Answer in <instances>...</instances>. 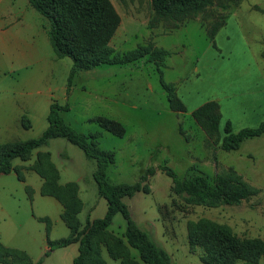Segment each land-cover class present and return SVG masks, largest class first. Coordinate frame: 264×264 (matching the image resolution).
I'll use <instances>...</instances> for the list:
<instances>
[{
  "label": "rangeland",
  "instance_id": "1",
  "mask_svg": "<svg viewBox=\"0 0 264 264\" xmlns=\"http://www.w3.org/2000/svg\"><path fill=\"white\" fill-rule=\"evenodd\" d=\"M110 1L120 23L109 46L122 54L152 41L168 50L162 80L174 85L185 111L171 109L156 65L145 59L80 71L68 89L72 59L55 54L47 18L28 0H0V143L38 137L48 126L50 103L67 105L59 111L64 121L85 135L99 133L98 147L114 152L108 182L134 183L154 168L145 182L148 191L122 200L137 225L169 253L171 264H205L199 250L188 246L189 221H214L240 238L264 240V134L244 140L236 150L219 147L225 121L233 131L264 121V0H210L179 24H152L150 0ZM218 23L211 38L208 30ZM209 100L221 112L219 133L211 137L191 114ZM97 117L116 120L124 134L100 127ZM37 151L50 152L60 183L78 184L82 226L106 212L93 178L95 160L65 138H52L29 160L14 159L23 167V181L13 171L0 173V243L41 264H72L76 244L50 249L49 242L68 237L69 229L60 218V203L41 195V177L27 169ZM160 165L180 179L197 173L212 179L232 170L256 192L238 205H186L173 194L171 178ZM124 229L125 220L116 213L107 231L124 240ZM129 251L138 264H146L135 249ZM102 254L106 264H120L105 250ZM256 264H264V256Z\"/></svg>",
  "mask_w": 264,
  "mask_h": 264
},
{
  "label": "trees",
  "instance_id": "2",
  "mask_svg": "<svg viewBox=\"0 0 264 264\" xmlns=\"http://www.w3.org/2000/svg\"><path fill=\"white\" fill-rule=\"evenodd\" d=\"M28 1L37 12L47 18L49 22L47 34L55 54L58 57L68 56L72 59L68 89L75 74L80 71H88L101 64H125L145 59L156 65L171 109L185 111L182 101L175 93L174 85L162 80V66L164 59L170 54L168 50L156 47L152 41L122 54L115 53L109 46L120 23V15L110 0ZM209 1L150 0L154 14L152 24L158 20L179 24L201 10ZM218 26L219 23L208 30L211 38L214 37ZM66 108L67 105H59L55 101L50 103L48 126L38 137L0 143V173L7 174L13 171L21 181L23 167L14 165V159L29 160L33 151L45 146L52 138H65L80 148L88 158L95 160L93 178L99 196L106 199L107 209L101 218L92 220L88 218L83 226L78 218L83 206L78 194V184L74 181L60 183L59 171L51 160L50 152L37 151L35 159L28 165L27 169L33 170L42 179L41 195L53 197L60 203V218L69 229L68 237L49 242L52 247L50 249L77 243L78 252L72 264H106L103 250L110 258L119 260L120 264H138L130 254V248L135 249L139 259L146 264H171L169 253L137 225L122 200L138 191L147 192L148 186L145 182L149 175L154 174V168H147L134 183L108 182L106 170L114 162V152L98 147L99 133L85 135L65 122L59 111ZM191 114L196 124L208 136L219 133L221 112L216 101L204 102L192 110ZM95 120L100 127L114 134H124V128L116 120L106 117H97ZM22 121L24 127L30 126L25 116ZM223 133L220 149L236 150L244 140L264 134V121L256 127L233 131L231 122L227 120ZM159 169L171 178L173 194L186 205L210 208L238 205L256 192L232 170L222 174L216 173L212 179L199 173L180 179L168 166L160 165ZM116 213H121L125 220L124 240L107 231ZM186 231L188 246L199 250V259L205 264H239L240 261L256 264L264 256V240L257 237L240 238L227 226L214 221H189ZM0 262L41 264L40 260L34 262L25 251L1 243Z\"/></svg>",
  "mask_w": 264,
  "mask_h": 264
},
{
  "label": "crops",
  "instance_id": "3",
  "mask_svg": "<svg viewBox=\"0 0 264 264\" xmlns=\"http://www.w3.org/2000/svg\"><path fill=\"white\" fill-rule=\"evenodd\" d=\"M115 32H116V31H115ZM74 244L77 245V243H74ZM45 249H46V247H45ZM77 252H78V245H77ZM77 252H76V254H77ZM76 254H75V256H76ZM75 256H74V257H75ZM74 257H73V258H74ZM134 258L136 259V257H134ZM136 260H137V259H136ZM35 261H37V260H34V262H35ZM137 261H138V260H137Z\"/></svg>",
  "mask_w": 264,
  "mask_h": 264
}]
</instances>
